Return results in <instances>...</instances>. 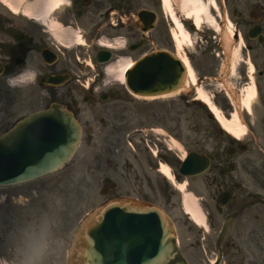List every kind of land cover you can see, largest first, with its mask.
<instances>
[{
  "label": "flooded vegetation",
  "instance_id": "1",
  "mask_svg": "<svg viewBox=\"0 0 264 264\" xmlns=\"http://www.w3.org/2000/svg\"><path fill=\"white\" fill-rule=\"evenodd\" d=\"M225 3L231 7L226 10V18L230 10L236 37L243 31L247 40L243 82L252 81L250 65L253 62L257 68L254 74L257 73L259 98L242 115L248 128L246 135L237 138L218 128L212 136V145H202V139L195 137L190 144L180 139L182 148H172L165 131L152 127L149 136L144 120H132L131 123L137 124L132 125L130 135L129 195L135 202L167 214L175 225L180 250L183 254L200 255L199 264H264V0H225ZM143 8L154 11L156 16L138 18ZM53 20L61 25L59 34L50 26ZM176 30L158 0H69L45 23L22 16V30L5 21L0 13L3 74L0 75V101L6 100V104L18 101L16 92L3 85L6 84L4 76L19 70L17 60L22 56V66L27 57L29 65L39 69L40 76L36 84L22 89L21 102L22 95L30 98L43 95L45 90L49 101L46 105L58 101L69 106L84 127L94 125L96 120L104 127L127 125L128 110L136 111L137 104L128 102L133 98L119 82L102 87L104 63L117 55L137 60L158 50H175ZM120 34L128 38L126 49H107L98 43L101 38L111 39ZM205 42L200 38L193 51H180L194 66L200 85L220 76L225 62L223 50L219 56L209 57L217 48L212 40L205 39ZM199 52L207 54L202 64L194 59ZM56 75H60L59 82L67 81L47 85V80ZM182 99L185 103L186 99ZM110 100L121 102L112 105L108 103ZM88 104L93 106L89 114L85 108ZM6 122L7 119L0 118V131L9 123ZM191 151L206 154L210 166L201 174L187 177L179 169ZM167 167L173 176L166 172ZM182 185L196 196L195 202L208 227L197 226L186 211L184 193L180 191ZM232 215L235 217L220 242L224 223ZM220 248L222 261L214 263Z\"/></svg>",
  "mask_w": 264,
  "mask_h": 264
},
{
  "label": "rangeland",
  "instance_id": "2",
  "mask_svg": "<svg viewBox=\"0 0 264 264\" xmlns=\"http://www.w3.org/2000/svg\"><path fill=\"white\" fill-rule=\"evenodd\" d=\"M66 1L59 0V6H63ZM203 1L209 6L213 4V0ZM216 1L218 5L216 9H212L216 21L208 17L203 10L201 28L214 31L212 27L219 23L229 36L234 33L232 63L237 67L225 78L238 91V95L245 99L247 95L245 90L249 86L247 82H243L246 70L244 61L246 40H237L234 27L225 25L224 20L221 21L217 15L222 11L220 0ZM172 2L178 9L179 3ZM0 11L10 16L11 24L22 25V13L15 14L2 3ZM51 17L52 14L49 18ZM217 40L218 44L214 41L212 44L221 49L220 34ZM185 44L186 48L193 50L196 41L193 39L192 43L186 41ZM206 57V53L199 52L194 59L195 62L202 64ZM255 60L258 58L255 57ZM255 81L258 82L257 73ZM201 87L213 97L225 113L231 110V105L224 91L221 90L220 82L207 81ZM185 93L190 94L189 101H186L185 105L181 103L180 95L153 101L136 99L137 110L133 111L135 114L128 111L129 114L125 119L129 118V123L126 126H118L116 131L113 127L99 125L85 128L80 147L74 157L62 168L32 181L0 185V260L7 261V264H69L68 256L72 241L83 220L112 201L133 200L129 195L127 179L132 156L126 138H130L120 132L121 129L128 131V128L137 124V122L130 124V119L145 120L146 131L150 130L148 125L158 128L164 127L162 125L165 123L169 126L170 135L183 136L187 144H190L195 137H200L202 139L200 144L212 145V136L217 134L218 122L209 115L205 105L192 100L196 95L192 86H189ZM257 101L258 93L251 95L250 106L243 105L242 112L247 113ZM44 103L43 100L32 105L28 103L16 105L10 108V112L17 116L21 112L26 113L40 108ZM112 103L114 102L110 104ZM175 143L178 144L176 141ZM110 180L121 182V186L118 183L116 189L101 194L100 190ZM187 257L192 264H199V255L188 254Z\"/></svg>",
  "mask_w": 264,
  "mask_h": 264
},
{
  "label": "water",
  "instance_id": "3",
  "mask_svg": "<svg viewBox=\"0 0 264 264\" xmlns=\"http://www.w3.org/2000/svg\"><path fill=\"white\" fill-rule=\"evenodd\" d=\"M138 69L148 71L147 61L140 62ZM182 77V68L171 69L170 75L159 80L172 89ZM148 78L146 74L144 79ZM128 84L135 91L139 89L134 80ZM26 128L33 130L22 140V130ZM79 138L80 126L65 107L54 104L32 114L0 136V184L28 180L60 167L74 153ZM193 168L188 166L189 172L197 171ZM149 211L118 202L108 205L84 235L78 236L73 250L75 264H188L167 234H161L163 227L168 228L166 221L161 215H155L157 223L152 221ZM149 237L154 244L151 251L141 248L147 247Z\"/></svg>",
  "mask_w": 264,
  "mask_h": 264
},
{
  "label": "bare ground",
  "instance_id": "4",
  "mask_svg": "<svg viewBox=\"0 0 264 264\" xmlns=\"http://www.w3.org/2000/svg\"><path fill=\"white\" fill-rule=\"evenodd\" d=\"M4 4H6L8 7H10L14 12H18L19 11V4L22 0H1ZM175 1L177 3L180 4L181 9L188 13L189 15L187 16V19H193L194 23L197 25L199 24V26L202 23V19H203V10H205V12L207 13V16L210 18H213L210 10L212 9V5H206L205 2L203 0H164V3L166 4V6L170 9L171 13H172V17L173 19L177 22V25L179 27L182 28V25L180 23V20L178 18V16L176 15V13L173 10V2ZM58 6V0H36L34 2H31L30 4H28V6L26 7V12L28 15L32 16L33 18H35L38 21H44L46 19V16L55 8ZM192 13V14H191ZM214 20V19H213ZM215 21V20H214ZM53 26L56 27V29L58 28V24H56L55 22L53 23ZM218 27V25H217ZM55 31H58V29ZM183 37H188L189 33L185 32V30L183 29L182 31ZM176 35V34H175ZM221 36H222V40H223V44H224V51L225 54L228 55L230 50H232L233 48V39L231 36H229V34L224 31L222 29L221 31ZM177 37V35H176ZM184 60V63L186 64V68H187V83H192V84H196V74L194 72V69L192 68V66L190 65V63L188 62V59L185 56L181 57ZM131 64V61H126L124 67H123V79L122 81H125V70L126 68ZM236 64L233 63L232 68L235 69ZM252 69V68H251ZM226 90L228 92V94L230 95L232 101H234L236 103V97L235 95V90L230 88V86H228L227 83H224ZM186 87V85H185ZM198 98H200L201 100H203L204 102H206L211 111L214 113V115L216 116V118L218 119V121L220 122L221 126L224 127L228 132H230L231 134L239 137L242 134H244L246 127L244 126V122L242 121V117H241V113L239 111V109L237 108L231 118H227L225 116V114L222 112V110L220 109V107L217 106V104L213 101V99L211 98V96L201 87H198ZM256 93V89L254 84L251 85V87L247 90V96L244 100L245 104H249L250 103V96L252 94ZM240 105V102H239ZM166 172L168 174H171L169 169L166 168ZM183 188V186H182ZM185 199H186V208L193 214V216L199 220V221H203L204 218L201 215L199 208L197 206V203L194 201L195 197L192 194H186L185 195Z\"/></svg>",
  "mask_w": 264,
  "mask_h": 264
},
{
  "label": "clouds",
  "instance_id": "5",
  "mask_svg": "<svg viewBox=\"0 0 264 264\" xmlns=\"http://www.w3.org/2000/svg\"><path fill=\"white\" fill-rule=\"evenodd\" d=\"M98 43L103 48L120 50L126 49L129 41L126 35L120 34L113 36L111 39L101 38ZM126 59L127 58L124 56L117 55L104 63L102 69V87L107 88L114 83L122 81L123 67L126 63ZM0 75L3 74L0 73ZM39 76V69L35 66L29 65L26 57L25 64L19 67L18 71L4 76V82L9 89H23L36 84ZM97 90L100 89L98 88ZM0 264H7V261L0 260Z\"/></svg>",
  "mask_w": 264,
  "mask_h": 264
}]
</instances>
